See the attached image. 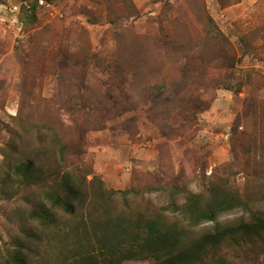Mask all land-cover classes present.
<instances>
[{
    "label": "rangeland",
    "instance_id": "rangeland-1",
    "mask_svg": "<svg viewBox=\"0 0 264 264\" xmlns=\"http://www.w3.org/2000/svg\"><path fill=\"white\" fill-rule=\"evenodd\" d=\"M32 1L0 0V264H92L216 185L264 208V0H42L18 32ZM64 179L76 213L30 220Z\"/></svg>",
    "mask_w": 264,
    "mask_h": 264
},
{
    "label": "trees",
    "instance_id": "trees-1",
    "mask_svg": "<svg viewBox=\"0 0 264 264\" xmlns=\"http://www.w3.org/2000/svg\"><path fill=\"white\" fill-rule=\"evenodd\" d=\"M42 0H33L22 22L35 20V12ZM34 166L30 160L20 165V172L27 175ZM63 177V174H62ZM64 179L60 186L44 193L49 207L44 205L29 214L30 220L41 227L56 224L55 211L76 213L73 198L75 186ZM163 209L155 217L132 216L111 218L105 224L103 240L111 244L101 253V260L92 264H121L126 260H148L151 264H264V208L253 209L237 191L213 186L207 193L189 194L179 206L175 203ZM240 211L232 222L220 223L224 215ZM172 214V219L165 215ZM175 215V217H174ZM212 223L208 228H199ZM256 251V252H255ZM14 264H26L16 255Z\"/></svg>",
    "mask_w": 264,
    "mask_h": 264
},
{
    "label": "built area",
    "instance_id": "built-area-1",
    "mask_svg": "<svg viewBox=\"0 0 264 264\" xmlns=\"http://www.w3.org/2000/svg\"><path fill=\"white\" fill-rule=\"evenodd\" d=\"M42 3V2H40ZM3 10L5 12H7L8 14H11V25L17 29V31L19 32L21 30L22 27V20L20 19L19 13H20V9L18 6L16 5H12L10 7H5L3 6Z\"/></svg>",
    "mask_w": 264,
    "mask_h": 264
}]
</instances>
